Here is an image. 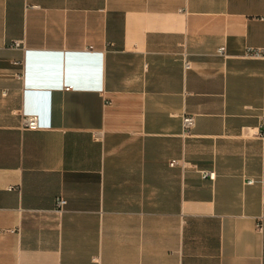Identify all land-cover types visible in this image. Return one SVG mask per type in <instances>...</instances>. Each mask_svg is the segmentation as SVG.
<instances>
[{"label": "crops", "instance_id": "obj_1", "mask_svg": "<svg viewBox=\"0 0 264 264\" xmlns=\"http://www.w3.org/2000/svg\"><path fill=\"white\" fill-rule=\"evenodd\" d=\"M254 45L264 0H0V264H264Z\"/></svg>", "mask_w": 264, "mask_h": 264}, {"label": "built area", "instance_id": "obj_2", "mask_svg": "<svg viewBox=\"0 0 264 264\" xmlns=\"http://www.w3.org/2000/svg\"><path fill=\"white\" fill-rule=\"evenodd\" d=\"M20 41H16L15 42V46H19L20 45ZM225 48L221 47L219 49V51L221 53H224ZM246 56L249 57H253L255 58H259L264 60V45L262 46H249L247 47L246 51ZM21 77V76H20ZM70 87H66L65 90H69ZM23 128L24 129H28L30 130H37L39 129V118L37 115H24L23 117ZM184 122V129H185V133H189V131L195 126V118L194 116H185L183 119ZM171 166L175 164V161H172ZM205 177H209L211 179H213L215 177V173L214 172H208L204 174ZM58 206L61 208L65 205L66 201L62 198L58 199L57 201Z\"/></svg>", "mask_w": 264, "mask_h": 264}]
</instances>
